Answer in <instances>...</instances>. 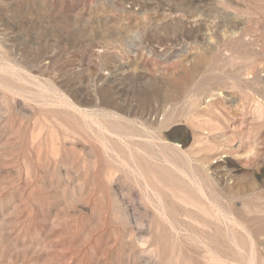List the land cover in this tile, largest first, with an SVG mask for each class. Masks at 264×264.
<instances>
[{
	"label": "rangeland",
	"instance_id": "obj_1",
	"mask_svg": "<svg viewBox=\"0 0 264 264\" xmlns=\"http://www.w3.org/2000/svg\"><path fill=\"white\" fill-rule=\"evenodd\" d=\"M0 264H264V0H0Z\"/></svg>",
	"mask_w": 264,
	"mask_h": 264
}]
</instances>
